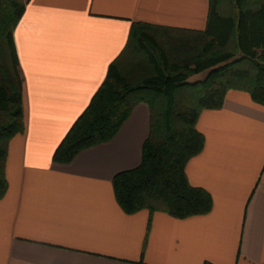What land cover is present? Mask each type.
<instances>
[{"label":"crops","instance_id":"crops-1","mask_svg":"<svg viewBox=\"0 0 264 264\" xmlns=\"http://www.w3.org/2000/svg\"><path fill=\"white\" fill-rule=\"evenodd\" d=\"M19 1L25 129L8 147L0 264H264V105L247 91L228 90L197 123L205 145L186 172L211 194L209 213H127L119 203L114 177L141 164L151 131L144 101L109 141L54 160L133 22L202 31L210 0Z\"/></svg>","mask_w":264,"mask_h":264},{"label":"trees","instance_id":"trees-1","mask_svg":"<svg viewBox=\"0 0 264 264\" xmlns=\"http://www.w3.org/2000/svg\"><path fill=\"white\" fill-rule=\"evenodd\" d=\"M24 10L19 0H0V198L8 188L9 142L25 129L14 41ZM204 71L205 77L193 79ZM230 89L247 91L264 105V0H210L202 31L135 21L124 52L54 160L69 162L81 150L109 141L144 101L151 108V131L141 164L114 177L119 203L127 213L144 208L178 218L209 213L213 198L191 184L186 167L205 145L197 127L202 111L221 108Z\"/></svg>","mask_w":264,"mask_h":264},{"label":"rangeland","instance_id":"rangeland-1","mask_svg":"<svg viewBox=\"0 0 264 264\" xmlns=\"http://www.w3.org/2000/svg\"><path fill=\"white\" fill-rule=\"evenodd\" d=\"M186 36H189V35L187 34ZM207 73H208V71H204L203 73L194 76L193 79H195V78H200V77H204Z\"/></svg>","mask_w":264,"mask_h":264}]
</instances>
